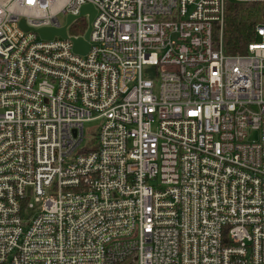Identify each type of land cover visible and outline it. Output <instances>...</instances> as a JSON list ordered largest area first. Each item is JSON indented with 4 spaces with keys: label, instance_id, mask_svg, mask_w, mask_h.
<instances>
[{
    "label": "built area",
    "instance_id": "obj_1",
    "mask_svg": "<svg viewBox=\"0 0 264 264\" xmlns=\"http://www.w3.org/2000/svg\"><path fill=\"white\" fill-rule=\"evenodd\" d=\"M230 1L264 3L0 0V264H264V23L226 54Z\"/></svg>",
    "mask_w": 264,
    "mask_h": 264
},
{
    "label": "trees",
    "instance_id": "obj_2",
    "mask_svg": "<svg viewBox=\"0 0 264 264\" xmlns=\"http://www.w3.org/2000/svg\"><path fill=\"white\" fill-rule=\"evenodd\" d=\"M264 23L263 2H227L223 35V49L228 55L246 54L249 44L257 40L256 27ZM89 22L80 19L70 32L76 35L85 34ZM215 40L217 33L214 32Z\"/></svg>",
    "mask_w": 264,
    "mask_h": 264
},
{
    "label": "water",
    "instance_id": "obj_3",
    "mask_svg": "<svg viewBox=\"0 0 264 264\" xmlns=\"http://www.w3.org/2000/svg\"><path fill=\"white\" fill-rule=\"evenodd\" d=\"M88 15V22L89 26L82 37H78L74 39V47L73 50L79 54H86L90 49V33H91V22L95 17L96 14V8L92 3L85 4L82 6L79 17H82L84 15ZM77 17L70 16L67 19V23L62 27H42L34 29L41 38L46 40H52L57 36H61L63 38L67 37V26L70 22H72L73 19ZM21 26H23L25 29H28V27L25 24V21L22 20Z\"/></svg>",
    "mask_w": 264,
    "mask_h": 264
},
{
    "label": "rangeland",
    "instance_id": "obj_4",
    "mask_svg": "<svg viewBox=\"0 0 264 264\" xmlns=\"http://www.w3.org/2000/svg\"><path fill=\"white\" fill-rule=\"evenodd\" d=\"M60 21L63 23L65 22V19L63 16L60 17ZM158 72H159V69L151 65H146L144 66V69H143V74L145 75V77H148L150 79L156 78V75ZM98 124L99 122L97 120L88 121L85 123V134L88 138H92L97 135ZM252 135H255V134H252ZM252 137H255V136H252Z\"/></svg>",
    "mask_w": 264,
    "mask_h": 264
}]
</instances>
